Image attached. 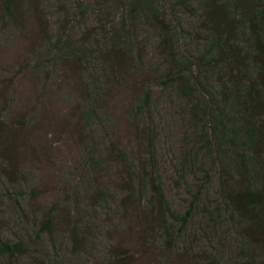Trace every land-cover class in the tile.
Wrapping results in <instances>:
<instances>
[{
    "label": "rangeland",
    "instance_id": "obj_1",
    "mask_svg": "<svg viewBox=\"0 0 264 264\" xmlns=\"http://www.w3.org/2000/svg\"><path fill=\"white\" fill-rule=\"evenodd\" d=\"M255 6L0 0V264H264Z\"/></svg>",
    "mask_w": 264,
    "mask_h": 264
},
{
    "label": "trees",
    "instance_id": "obj_2",
    "mask_svg": "<svg viewBox=\"0 0 264 264\" xmlns=\"http://www.w3.org/2000/svg\"><path fill=\"white\" fill-rule=\"evenodd\" d=\"M6 1H7V6H9V0ZM248 16L250 17L249 24L251 25L252 28L251 33L255 36V43L257 47L256 53L260 57L262 56L264 59V6L260 8L255 6V11L251 12ZM257 25L258 26L263 25V30L261 32L258 31ZM261 67H262V70H260L261 75H264V65H262ZM179 84L182 90L188 87V82L184 81L183 78L182 81L181 79H179ZM192 94H193V90H191L190 93L187 95L191 97ZM239 131L243 136L247 137L249 141L252 140L254 137V133L247 125L244 128L240 129ZM237 133L239 134V132ZM239 196H240L239 202L242 203L240 211H242L243 213H249L253 211L257 206H263L262 209L264 208V194L261 191H256L255 193L251 191L242 192L240 193ZM19 251H20L19 244H10L5 242L0 243V252L4 254L12 255L18 253Z\"/></svg>",
    "mask_w": 264,
    "mask_h": 264
}]
</instances>
